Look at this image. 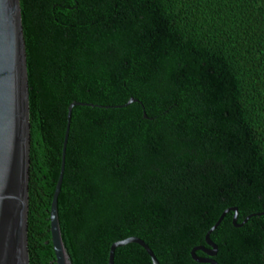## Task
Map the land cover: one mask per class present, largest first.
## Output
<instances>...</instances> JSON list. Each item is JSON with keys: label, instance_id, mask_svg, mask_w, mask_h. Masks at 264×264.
Masks as SVG:
<instances>
[{"label": "trees", "instance_id": "trees-1", "mask_svg": "<svg viewBox=\"0 0 264 264\" xmlns=\"http://www.w3.org/2000/svg\"><path fill=\"white\" fill-rule=\"evenodd\" d=\"M29 103V264L142 240L158 264H264V0H19ZM130 100L134 102L126 105ZM249 218L245 223L244 220ZM196 256L204 253L196 251ZM113 264H152L136 244Z\"/></svg>", "mask_w": 264, "mask_h": 264}, {"label": "water", "instance_id": "water-1", "mask_svg": "<svg viewBox=\"0 0 264 264\" xmlns=\"http://www.w3.org/2000/svg\"><path fill=\"white\" fill-rule=\"evenodd\" d=\"M134 102L130 100L126 105ZM91 106L73 102L68 107L59 178L50 208V235L56 264H72L65 249L57 212V199L61 189L65 166L71 112L75 106ZM29 103L25 45L22 32L19 0H0V264H29L27 247L28 181H29ZM233 211L236 225L237 210H225L216 224L207 232L205 243L191 251L198 263L216 264L213 260L200 261L195 251L210 257L217 247L209 235L218 227L224 216ZM247 217L243 223L249 218ZM128 244L143 248L152 264H158L152 251L137 238H129L111 245L108 264H113L114 251Z\"/></svg>", "mask_w": 264, "mask_h": 264}, {"label": "flooded vegetation", "instance_id": "flooded-vegetation-1", "mask_svg": "<svg viewBox=\"0 0 264 264\" xmlns=\"http://www.w3.org/2000/svg\"><path fill=\"white\" fill-rule=\"evenodd\" d=\"M206 249V248H205ZM206 250H208V249H206ZM202 252V251H201ZM203 253V252H202ZM204 255L205 256H203V257H198V256H196V251H195V257H196V259H199L200 261H204V260H212V258L214 257H210V256H208L207 254H205L204 253ZM216 255H217V253H216ZM190 256H191V253H190ZM191 259L196 263V264H208V263H198V262H196L193 258H192V256H191Z\"/></svg>", "mask_w": 264, "mask_h": 264}]
</instances>
